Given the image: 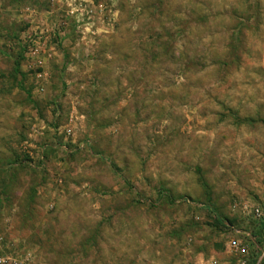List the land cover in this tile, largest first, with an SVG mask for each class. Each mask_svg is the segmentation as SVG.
I'll return each mask as SVG.
<instances>
[{
	"label": "rangeland",
	"instance_id": "rangeland-1",
	"mask_svg": "<svg viewBox=\"0 0 264 264\" xmlns=\"http://www.w3.org/2000/svg\"><path fill=\"white\" fill-rule=\"evenodd\" d=\"M68 1L0 0V264H234L263 236L264 0Z\"/></svg>",
	"mask_w": 264,
	"mask_h": 264
},
{
	"label": "built area",
	"instance_id": "built-area-1",
	"mask_svg": "<svg viewBox=\"0 0 264 264\" xmlns=\"http://www.w3.org/2000/svg\"><path fill=\"white\" fill-rule=\"evenodd\" d=\"M77 1L78 0L68 1V5L72 7L71 13L73 12V10H76V8L81 7L82 1ZM41 37L42 29L35 30L34 32L30 33L25 39L24 46L26 47V54L29 59L31 58L29 66H42L44 63V53L46 52V50L42 49V44L40 42ZM47 55L50 56V54ZM242 209L248 210V212L251 213V216L256 220H264V200L262 201V203L257 202L255 204L249 205L247 203H244ZM236 231L239 232L238 230ZM244 234L247 235L251 241L247 242V246L245 245L241 249H239L240 246L238 243H232V248L230 249L236 256L234 264H264V235L254 236L249 231H245ZM248 247L251 248V252L249 254L247 252ZM199 264L208 263L202 262Z\"/></svg>",
	"mask_w": 264,
	"mask_h": 264
},
{
	"label": "crops",
	"instance_id": "crops-1",
	"mask_svg": "<svg viewBox=\"0 0 264 264\" xmlns=\"http://www.w3.org/2000/svg\"><path fill=\"white\" fill-rule=\"evenodd\" d=\"M260 223H261V225H260L259 230L261 231V233H259V234L264 235L263 234L264 233V220L260 221Z\"/></svg>",
	"mask_w": 264,
	"mask_h": 264
}]
</instances>
